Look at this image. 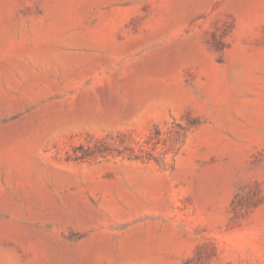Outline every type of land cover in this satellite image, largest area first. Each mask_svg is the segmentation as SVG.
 Instances as JSON below:
<instances>
[{
	"label": "rangeland",
	"instance_id": "374dc122",
	"mask_svg": "<svg viewBox=\"0 0 264 264\" xmlns=\"http://www.w3.org/2000/svg\"><path fill=\"white\" fill-rule=\"evenodd\" d=\"M0 264H264V0H0Z\"/></svg>",
	"mask_w": 264,
	"mask_h": 264
}]
</instances>
